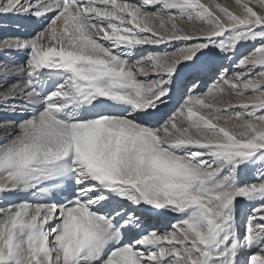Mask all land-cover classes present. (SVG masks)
Listing matches in <instances>:
<instances>
[{
	"label": "snow or ice",
	"instance_id": "snow-or-ice-1",
	"mask_svg": "<svg viewBox=\"0 0 264 264\" xmlns=\"http://www.w3.org/2000/svg\"><path fill=\"white\" fill-rule=\"evenodd\" d=\"M0 264H264V0H0Z\"/></svg>",
	"mask_w": 264,
	"mask_h": 264
},
{
	"label": "bare ground",
	"instance_id": "bare-ground-1",
	"mask_svg": "<svg viewBox=\"0 0 264 264\" xmlns=\"http://www.w3.org/2000/svg\"><path fill=\"white\" fill-rule=\"evenodd\" d=\"M220 2L231 4V3H232V0H220ZM30 31H31V30H29V33H30Z\"/></svg>",
	"mask_w": 264,
	"mask_h": 264
},
{
	"label": "rangeland",
	"instance_id": "rangeland-1",
	"mask_svg": "<svg viewBox=\"0 0 264 264\" xmlns=\"http://www.w3.org/2000/svg\"><path fill=\"white\" fill-rule=\"evenodd\" d=\"M224 63H225L226 66H228V61L227 60H225Z\"/></svg>",
	"mask_w": 264,
	"mask_h": 264
}]
</instances>
